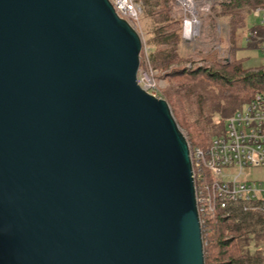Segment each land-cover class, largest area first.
Masks as SVG:
<instances>
[{
    "label": "water",
    "instance_id": "1",
    "mask_svg": "<svg viewBox=\"0 0 264 264\" xmlns=\"http://www.w3.org/2000/svg\"><path fill=\"white\" fill-rule=\"evenodd\" d=\"M142 44L109 0H0V264H205Z\"/></svg>",
    "mask_w": 264,
    "mask_h": 264
},
{
    "label": "trees",
    "instance_id": "2",
    "mask_svg": "<svg viewBox=\"0 0 264 264\" xmlns=\"http://www.w3.org/2000/svg\"><path fill=\"white\" fill-rule=\"evenodd\" d=\"M143 23L149 38L145 44L151 66L167 80L159 88L180 128L195 146L206 147L212 138L222 134L224 121L241 108L258 91H264V64L244 66L235 56L237 31L246 16L264 0H228L215 3L213 9L227 22L229 39L224 51L230 60L221 63L216 55L205 57L204 65L189 66L181 52L182 37L174 0H140ZM247 35L248 47L264 52V23L252 27ZM215 54V53H214ZM142 66V62L140 63ZM205 264H264V215L257 209L231 207L228 216L217 211L205 216L201 225Z\"/></svg>",
    "mask_w": 264,
    "mask_h": 264
},
{
    "label": "built area",
    "instance_id": "3",
    "mask_svg": "<svg viewBox=\"0 0 264 264\" xmlns=\"http://www.w3.org/2000/svg\"><path fill=\"white\" fill-rule=\"evenodd\" d=\"M109 1L117 14L138 31L140 0ZM174 1L184 14L182 40L188 41L193 37L198 14L209 10V4L196 0ZM255 11H263L261 23H264V6L256 7ZM147 51L143 42L137 83L153 96L160 97L159 82L154 77L156 69L151 66ZM189 155L200 225L205 216L217 211L228 216L234 205L257 209L264 215V183L243 178L245 168L264 165V91L256 92L227 118L222 134L214 136L206 147L189 148Z\"/></svg>",
    "mask_w": 264,
    "mask_h": 264
},
{
    "label": "rangeland",
    "instance_id": "4",
    "mask_svg": "<svg viewBox=\"0 0 264 264\" xmlns=\"http://www.w3.org/2000/svg\"><path fill=\"white\" fill-rule=\"evenodd\" d=\"M196 1L205 5L209 4V10L205 12L202 11L198 14L197 21L193 25V37L188 41L182 40L181 52L187 59H189L187 65H204V60L202 59L212 55V53L213 55L217 56L216 58L219 62H228L230 60V52L224 51L223 46L227 39H229L230 28L228 29L227 22L222 20L221 17L218 16L217 11L212 8L215 3L226 2L228 0ZM174 12L179 15L180 21L182 23L184 14L176 4L174 7ZM262 15L263 11H251L246 16L245 25L243 28H240V30L238 29L237 31L238 40L235 56L242 58V64L244 66H257L264 64V52L261 47H248L246 42L247 35H249V31L252 29V27L261 23ZM144 21L146 22V19L140 15L138 19V32L142 36V40L145 43L149 38V33L143 24L145 23ZM157 74L158 72H156V75ZM157 81L159 82V88H165L167 86V80L159 77ZM226 125L227 119L224 121V129L226 128ZM181 131L185 135L182 129ZM186 139L188 140L187 136ZM189 142L192 146L191 149L193 150L195 143L192 141ZM243 173V178L246 180L261 181L264 183V165L245 168Z\"/></svg>",
    "mask_w": 264,
    "mask_h": 264
},
{
    "label": "crops",
    "instance_id": "5",
    "mask_svg": "<svg viewBox=\"0 0 264 264\" xmlns=\"http://www.w3.org/2000/svg\"><path fill=\"white\" fill-rule=\"evenodd\" d=\"M254 11H255V9H254Z\"/></svg>",
    "mask_w": 264,
    "mask_h": 264
}]
</instances>
